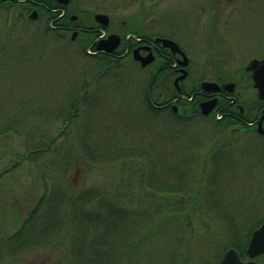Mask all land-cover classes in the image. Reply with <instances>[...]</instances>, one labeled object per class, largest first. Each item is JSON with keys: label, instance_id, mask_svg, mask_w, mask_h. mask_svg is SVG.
<instances>
[{"label": "rangeland", "instance_id": "obj_1", "mask_svg": "<svg viewBox=\"0 0 264 264\" xmlns=\"http://www.w3.org/2000/svg\"><path fill=\"white\" fill-rule=\"evenodd\" d=\"M192 1L76 0L69 9L78 7L80 10L71 14L82 15L85 25L94 24L91 16L95 12L107 14L110 25L104 33L123 37L127 32L136 34L141 29L146 32L157 17L163 23L171 19L180 32L176 37L183 38L184 32H192L191 40L199 56L205 55L204 39H209L208 43H215V48L208 53L225 54L219 63L226 62L223 68L227 74L243 70L248 60L257 56L255 50L264 47V0L249 1L246 6L211 0L209 6L215 10L207 13L204 20L200 19L199 24H195L198 15L193 16L188 9ZM239 13L242 18L238 17ZM29 15L30 12H23L17 6L0 7V172L8 173L0 176V183H10L11 186L4 187L13 189L1 188L3 194L26 195L27 200L22 197L17 207L18 213L26 208L31 210L48 186L66 188L73 193L84 188L90 194L99 191L104 195L109 191L113 197L120 198L122 212L139 219L149 209L146 207L153 204L151 201L163 197L161 186L169 181L174 183L175 174L171 175L169 170L178 163L177 167L186 165L189 178L194 176L187 179L190 190L187 188L189 192L185 190L184 195L192 202L189 206L195 200L197 204L190 220L192 228L185 227V217L184 221L178 218L173 226L167 220L162 221L159 213L141 222L143 226L138 225L135 233L146 230L151 233L148 236L151 244L143 252L144 260L149 257L148 248L155 252L165 247L178 251V255L166 254V257L165 253H154L158 259H151L150 264H214L216 251L221 253L222 247L233 240L227 229L232 215L236 218L253 212L252 225L264 218V148L253 149L264 146V137L254 131L241 134L235 130L229 135L227 130L219 128L212 134L213 130L200 119L191 120L179 129L176 127L180 121L167 114L148 115L141 102L148 74L139 66L130 60L121 61L120 66L97 77L92 59L81 55L82 46L90 38L79 37L71 42L57 34L56 37L43 35L46 21L39 15L35 19ZM238 18L242 22L240 27L244 28L237 37L242 48L232 60L229 58L237 47L226 44L232 37L225 35V26H235ZM255 26L260 29H254ZM91 52L92 49L87 50ZM84 88L86 97L82 99ZM234 93H241L249 103L256 98L250 86L237 88ZM76 101L71 137L56 136L57 128L71 111L70 103ZM47 141L51 142L48 152L31 153L44 148ZM85 147H89V155L97 153V160L86 156ZM243 147L253 150L231 152L232 148ZM218 151L223 153H218L219 167L213 169L212 162L206 159ZM23 155L26 157L20 161ZM16 161L20 162L9 168ZM203 165L205 171L200 176ZM151 176L158 177L159 194L152 193L144 183ZM200 177L202 181L198 183ZM74 179L77 185L70 189L76 183ZM175 197L178 200L180 195ZM124 217L119 224L126 226L128 215ZM73 229L66 224L54 247L42 241L31 246L19 255V264H67L70 258L67 242Z\"/></svg>", "mask_w": 264, "mask_h": 264}, {"label": "flooded vegetation", "instance_id": "obj_2", "mask_svg": "<svg viewBox=\"0 0 264 264\" xmlns=\"http://www.w3.org/2000/svg\"><path fill=\"white\" fill-rule=\"evenodd\" d=\"M210 1L211 0H193L190 4L188 9L191 11V14H193V16L198 15L199 20H197L195 24L202 23L200 19L204 20L203 18L207 13L211 11L213 12V10H215L214 8L211 9V6H209ZM249 1L252 0H226V3L235 4L236 2L237 4L246 6V3ZM6 3L7 5L15 3L17 6L22 8L29 6V8H31L29 12H36V16L40 14V9L42 7L45 9L49 8L46 6V4L41 3L38 0H0V6ZM53 3L57 2L54 0ZM57 5L59 7L55 8V10H51L53 12H59L58 19L60 24L57 25V28H59L62 36L67 39L69 38L72 42H76L77 38L79 37H85V39H92L96 37L94 39L95 41L99 37V33L106 31L107 27L110 25L109 24L104 29L100 24L95 22V15L91 16V20H93L92 23L94 24L85 25L83 23L78 25V17L68 13V10H71L69 9L70 5H72L71 2L65 5L57 3ZM240 13L238 17L242 18L243 15L241 16L242 13ZM240 18L237 19L238 21L236 20L234 24L235 26H225V35L227 37L233 38H231L232 41L230 42L226 41V44L232 43V45H236L233 48L236 49L237 47V50L231 53L233 56L229 58L232 60H234L238 50L240 51L242 48L240 45H238L239 41L237 38L240 33L244 32V28L240 27L239 25L242 23H239ZM64 20L66 23H61V21ZM185 20L189 22L187 17ZM174 25L175 22L173 20L171 21V19L166 23H163L159 21L157 17L156 20L153 21L151 28L149 27V30L147 29L146 32H143L141 29L140 31L137 30L136 34L127 32V35L124 37L120 35V45L115 51L107 53L93 51L90 54L97 58L101 56L109 58L110 61L113 62L125 60L128 62L130 59H132L133 62L131 63L139 66L142 72L148 74L146 78L147 85L143 96L156 111L163 112L161 115H166V113L173 112L179 115L180 121L185 125L190 123L191 120H204L206 127L213 130L212 134H216L218 130L216 128L217 125L213 119H211L212 115L215 113L216 119L220 120L221 118L223 119V122L227 124V126L222 127V129L227 130L229 135L236 130L241 134L247 133L248 131H254L259 136H264V134H260L258 132L259 123L261 129L264 130V106L261 108V104L258 101H263L264 99H259L257 97V91L253 87L251 72L246 71V65L249 63V61L252 59H262L264 57V47H258V49L255 50L257 56H253L252 59H249L243 70L227 74V70L223 68L226 62L219 63L220 60H224L222 56H225V54L222 55L220 52H218L217 55L214 53H208L212 50V47H214L215 43H208L209 39L203 38V51L205 55L199 56L197 53L198 50H194L195 47L191 40L192 32H184L183 38L178 36L176 37V35L180 32L177 30L178 26L176 25L175 28ZM254 29L259 30L260 28L255 26ZM73 33H75V39H72ZM109 35L110 34L108 33L105 34V38H107ZM162 39H168L175 42L182 52H173L169 46H164L163 41H161ZM91 48L92 46H90V49ZM137 48L138 53H140L142 57H145L151 53L154 57L153 61L145 67H142L139 61L135 62L133 60V51ZM199 53H202V50L199 51ZM120 64L121 63H118V65ZM209 82L216 84L220 91L215 92L214 87L210 85L203 87L204 83ZM229 83L233 84V91H229V89L226 88V85ZM245 84H248V86L253 88L254 96L256 97L253 100L250 99V103L249 99H247V97L241 93H234L235 89L237 88L248 87L244 86ZM213 99H216L214 107L208 115H204L200 109V104L204 102H210V100ZM190 107H193L195 113H189ZM219 107L226 110L224 114L218 111L220 110ZM256 112L260 113V116L257 118L254 117ZM184 119L188 121H184ZM263 148L264 146L253 149ZM253 149L250 147H243V149L232 148L231 152ZM213 153H223V151ZM19 160L22 161V157ZM20 161L11 163L9 168H13ZM78 172L79 171L76 170L75 175H78ZM5 174H8L6 170L0 172L1 177ZM14 179L13 182H16V178ZM5 185L11 186V184H3V182L0 183V264H19V255L24 253L25 250L28 251V248H31L28 239L30 238L28 219V213L30 210L28 211L26 208V211L18 213L17 207L21 205L20 203L22 201V197L23 200L26 199V195H21L20 198L13 192H4L3 194L1 193V188L3 190L11 189L13 191L12 187H7V189L4 187ZM76 185L77 180L73 187ZM158 191L159 190L156 189L153 192L159 194ZM104 195L107 199H110L111 196H113L109 191L105 192ZM36 202L34 203L33 207L35 206ZM22 207H27V201ZM4 208H6L5 211L3 210ZM258 258L262 260L261 256H258Z\"/></svg>", "mask_w": 264, "mask_h": 264}, {"label": "trees", "instance_id": "obj_3", "mask_svg": "<svg viewBox=\"0 0 264 264\" xmlns=\"http://www.w3.org/2000/svg\"><path fill=\"white\" fill-rule=\"evenodd\" d=\"M38 1L46 4V6L49 7L48 9H45L43 7L40 9L39 16L43 17V19L46 21L45 30H42V34H52L55 37L57 34L58 36H61L62 38H64V40H66V38L61 35L59 28H57V25L60 24V21L58 19L59 12L51 11L59 7L57 3H53L52 0ZM75 2L76 0L72 3L75 4ZM1 6H4V8H15L17 4L11 3L7 5L6 3ZM17 8L23 12H29L31 9L29 8V6H26L25 8L17 6ZM75 10L80 9L78 7H75L71 10H68V13L75 12ZM77 15V24H83L84 21L82 15H80L78 12ZM61 23H66V21H61ZM134 24L132 25L133 27H135ZM95 38L96 37L90 39L87 44L82 46L81 55H83V57L86 59H92V63H94V65H96L97 67L95 75L98 77L102 75L104 71L106 72L110 68L117 67L118 63H120L121 61L113 62L110 61L109 58L102 56L97 58L94 55L87 53V50L90 48V46H92V51H95V47L93 45ZM130 61L132 62V59H130ZM83 90L84 96L82 97V99L86 97L85 88ZM77 102L78 101L70 103L71 111L69 112V114L67 113L65 115L66 117L63 118L64 120L61 124V127L57 128L56 136L59 137L61 135H64L66 137L69 136V138L71 137V120L76 117ZM141 102L143 103L144 111L147 112L148 115L158 117L159 115H161V113H163L156 111L149 104V102H147L144 96L141 99ZM258 102L261 104L260 107L262 108V106H264V100H260ZM219 108L220 110L218 111L224 114L226 110L222 109L221 107ZM189 110L190 114L195 113L193 107H190ZM166 114L173 120L180 121L179 115L173 112ZM259 116L260 113L256 112L254 117L257 118ZM211 119H213V121L216 123V128L222 129V127L227 126V124L223 122V119L220 118V120H218L215 118V113L212 115ZM184 121L188 120L184 119ZM177 123H179V127L176 128L180 129L181 127L186 126L185 124H182L181 121ZM50 145L51 142L47 141L44 148H42L41 150H32L31 153H36L39 151L41 153H46L51 149ZM88 148L89 147H85L84 149L86 156H89V159L92 161L97 160V153L95 155H89L90 150ZM25 157L26 156L24 155L22 156V158ZM206 160H209L208 162H212L211 165L213 166V169L214 167L215 169L219 167L217 163L218 153L213 154L212 156H207ZM177 166L178 163L177 165L175 164L173 168L171 167V169L169 170L172 171L171 175L175 174L173 177L171 176L174 179V183L169 181L170 185L161 184L164 185L160 188V191L164 193L163 197L160 200L151 201L153 202V204L146 207L151 210L149 211V209H145V212H143L144 214L139 215V219H137V217L133 218L132 215L122 212L118 201L120 198L118 196H111L110 199H107L105 195H103V193H100L99 191H97V194L94 195L88 193L89 191H87L88 189L86 188L81 190L75 189L77 190V192L73 193L69 192L66 188H49L48 186H45L44 193L28 213L30 229V238H28L29 244L31 246H37V244L39 242L41 243L42 241L43 243L45 242L46 246H56V241H59L61 230L64 229L67 224L72 225V227L74 228L72 230L73 235L70 236V241L67 242V253H69L70 257L67 264H146L145 261L147 262V264H150L149 261L151 259H158L155 257L159 253H165V257L166 254H172L173 256L174 254L178 255V251L176 248L172 249L173 252H171L172 250H169L170 248L166 249V247L158 248L157 252H155L154 249L151 250L148 248V254H146L149 257L147 258V260H144L143 252L146 250L147 244L150 243L148 242V240H150L151 238L148 239V236H150L151 233L148 234L146 232L147 230L145 232H140V234L135 233L136 229H139L138 225L143 226L141 222L149 220L151 217H155L157 213H159L162 221L167 220L168 223H171L173 226L176 225L173 222H176L179 219L180 221H184L183 218L185 217V227L192 228L190 220L191 216L196 213L197 204L196 200L194 199L195 203L193 204V206H189L192 202L186 200V198L184 197L186 193L185 190H187L188 188L187 186L190 187V185H187L189 173L185 171L186 165H181L180 167ZM204 169L205 166L203 165L200 176L204 174ZM192 177L189 179H192ZM155 178L156 176H151L150 178L147 177L144 181L149 190L154 191L157 189V187H160L158 186L160 184H157L159 183L157 182L158 177L156 178V180H154ZM198 180L199 183L202 181V178L200 177ZM69 187L70 189H74L73 186ZM188 190L190 189L188 188ZM175 195H180L178 200L176 199ZM173 197L175 200L172 199ZM131 209H134L133 206H131ZM148 212L153 213L149 214ZM127 215V225L125 226L119 224L122 219H125L124 216ZM253 215V212H247L244 215L236 216V218L232 215L234 219H232L231 216V220L229 221L227 229L230 230V236H232L233 240L222 247L223 251L221 253H219L218 250L216 251V253L219 254L215 253V255L218 256L215 259L216 262L214 264L219 261L223 253L228 250L229 247L236 249L240 257L242 259H246L245 247L248 243L249 236L264 221V218H261L257 221V223L253 225L250 224L254 221L255 217ZM238 221H241L242 224H239ZM132 225H134L135 227L130 229L127 228V226ZM168 242L170 241L168 240ZM156 246L160 247L159 245ZM150 247L152 246L150 245ZM154 253H157V255L154 256Z\"/></svg>", "mask_w": 264, "mask_h": 264}, {"label": "water", "instance_id": "obj_4", "mask_svg": "<svg viewBox=\"0 0 264 264\" xmlns=\"http://www.w3.org/2000/svg\"><path fill=\"white\" fill-rule=\"evenodd\" d=\"M59 4L65 5L71 0H55ZM30 18L35 19L36 18V12H33L30 15ZM75 19V17H74ZM95 22L101 24L102 27L106 28L109 24V17L108 15L104 14H96L95 15ZM75 33L72 35V39H75ZM164 46H169L173 52H182L178 45L170 40L162 39ZM96 50L102 51V52H113L117 49V47L120 45V36L118 34H111L107 37L105 40H99L97 41ZM134 53V60L136 62H141V66L145 67L148 64H150L154 57L151 53H149L147 56L142 57L140 53H138V48L133 51ZM246 71L251 72V77L253 80V87L257 90V97L259 99H264V58L263 59H253L249 62V64L246 66ZM213 86L215 92L220 91L218 86L214 83H204V86ZM226 88L229 89V91H233V84L229 83L226 85ZM216 103V99L210 100V102H204L200 104V109L202 110V113L204 115H208L212 108L214 107ZM258 132L260 134H264V130L261 129L260 123L258 124ZM250 241L248 243V249H247V257L249 258L248 261H242V259L239 257V254L237 251L233 248H228V251L225 252V254L221 257V260L217 264H258L254 259L258 257L259 255L264 254V222L251 234ZM260 264V263H259Z\"/></svg>", "mask_w": 264, "mask_h": 264}]
</instances>
